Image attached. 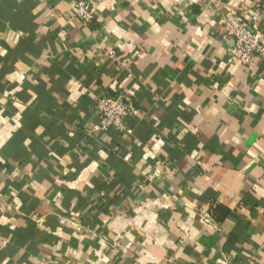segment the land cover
<instances>
[{
	"label": "crops",
	"instance_id": "crops-1",
	"mask_svg": "<svg viewBox=\"0 0 264 264\" xmlns=\"http://www.w3.org/2000/svg\"><path fill=\"white\" fill-rule=\"evenodd\" d=\"M76 1L0 0V264H264V0Z\"/></svg>",
	"mask_w": 264,
	"mask_h": 264
},
{
	"label": "built area",
	"instance_id": "built-area-1",
	"mask_svg": "<svg viewBox=\"0 0 264 264\" xmlns=\"http://www.w3.org/2000/svg\"><path fill=\"white\" fill-rule=\"evenodd\" d=\"M95 8L89 2L76 1L73 4V13L83 25H89L94 19ZM260 14L256 13L251 20L229 21L223 20L225 36L232 39V50L229 55V63H239L251 69L255 60L264 62V32L258 29L257 23ZM109 56L113 52L108 51ZM97 109V122L94 130L104 132L107 129H115L124 134H131L132 129L127 125L126 119L138 113V108L133 101L122 94L95 96ZM60 223L65 224L66 218L60 217ZM97 264V263H87Z\"/></svg>",
	"mask_w": 264,
	"mask_h": 264
}]
</instances>
